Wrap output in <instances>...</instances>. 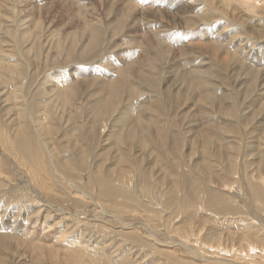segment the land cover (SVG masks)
Segmentation results:
<instances>
[{"label": "rangeland", "instance_id": "rangeland-1", "mask_svg": "<svg viewBox=\"0 0 264 264\" xmlns=\"http://www.w3.org/2000/svg\"><path fill=\"white\" fill-rule=\"evenodd\" d=\"M30 1L0 0V264L263 263L264 60L228 45L255 10L214 0L218 38L182 0L156 35L115 0Z\"/></svg>", "mask_w": 264, "mask_h": 264}, {"label": "bare ground", "instance_id": "bare-ground-1", "mask_svg": "<svg viewBox=\"0 0 264 264\" xmlns=\"http://www.w3.org/2000/svg\"><path fill=\"white\" fill-rule=\"evenodd\" d=\"M32 1V0H31ZM30 1V2H31ZM162 1H165L166 3H167V7L168 8H170L171 7V3H170V1L171 0H115V3H116V5H119L120 7H122V13L121 14H118L117 16H119L120 15V19H121V21H122V24H123V22H124V19H126L127 21H128V24L130 25V27L131 28H133V27H138V22H142V24H144V25H146V27H151V28H154V29H152V32L150 33V35L153 33L154 35H156V30H155V26L153 27L151 24H153V23H151V24H149V22L148 21H152L151 20V18H162L163 17V15L164 14H166V13H169L170 12V10L169 9H167L166 11H164L162 14H161V11H162V8H161V4H162ZM180 1V0H179ZM187 2V4L186 5H188L191 9H190V11L189 12H192V11H194V10H196V11H199V10H203V11H208L211 15H218V11L220 12L221 10H219V6L217 5H215L214 4V0H182V2ZM231 1L232 0H219L218 2L219 3H221L220 5L223 7V8H225V6H228L229 5V3H231ZM256 1H258V2H261V4H260V6H257V4H256ZM173 2V1H172ZM237 2V1H236ZM238 2H240V1H238ZM181 3V2H180ZM244 5H246V9H248V10H255V14H253V15H249L248 13V11L247 10H242V13H245V14H248L244 19H242V17L241 16H239L238 15V17L240 18V19H242L241 21L242 22H240V25L242 26V31H243V34L244 35H241V34H230V39H228V45H229V47H230V45H238L239 46V49H238V52H239V54L242 56V57H240L241 59H243L244 60V57L247 59V61L246 62H248L247 63V67H251V68H256L258 65H253V63L254 62H256L258 59H262V60H264V29H261L262 27H264L263 26V23H264V0H246V1H244V2H242ZM182 4V3H181ZM111 5H114V4H111ZM179 5V4H178ZM181 6V5H180ZM182 7L184 8V6L182 5ZM238 7V6H237ZM187 8V7H186ZM172 9V8H171ZM177 9V8H176ZM179 9V8H178ZM178 9H177V11H178ZM228 9V8H227ZM131 10H134L135 11V13H132V12H130ZM180 11V10H179ZM179 11H178V13H179ZM183 11V10H182ZM181 11V12H182ZM224 11V10H223ZM229 11V10H228ZM233 11V10H232ZM199 12H201V11H199ZM235 12V11H234ZM182 13H184V12H182ZM185 13H187V12H185ZM174 14V13H173ZM198 14V13H197ZM207 14V13H206ZM206 14H203L204 16L206 15ZM226 14V13H225ZM231 14H232V12H231ZM230 14V15H231ZM180 16V15H179ZM219 17L218 18H216V19H214V25H211L210 26V28H209V30L211 31V32H215V36H217L218 38H222V37H224V36H229V33H232V31H234L235 29H236V26L234 25V26H231L233 23H232V18H231V16L229 17V16H226V17H224L223 15V17L222 16H220V14L218 15ZM116 17V16H115ZM180 17H182V16H180ZM206 17V16H205ZM209 18H211V17H209ZM178 19V18H177ZM180 19V18H179ZM143 20H144V22H143ZM182 20V19H181ZM184 22L186 23V25L188 24V26L186 27V25L185 26H180L181 28H178V29H175V27H174V30H172L173 32H171L172 34H173V42L175 43V42H177L179 45H182V44H185V43H187L188 45H192L193 46V41L192 42H190L189 41V38L191 37V36H193L194 35V32L191 34V32H189V30L191 29V25H196L197 24V22H196V20H195V17H194V14H191V13H187V15H185V18H184ZM250 20V21H249ZM199 21V20H198ZM196 22V23H195ZM236 22V21H235ZM155 23V22H154ZM170 23V22H169ZM199 23H201V22H199ZM162 24V23H161ZM160 24V25H161ZM165 24V23H164ZM180 24V23H179ZM238 24V23H237ZM155 25H157L158 26V22H156V24ZM182 25V24H181ZM171 26V25H170ZM215 26H216V28H215ZM257 26H259V28H256ZM87 23H85L84 25H83V28H82V33H85L86 34V31H87ZM166 27V26H165ZM163 28V30H164V27H162ZM203 28V27H202ZM213 28H215V30L214 31H212L213 30ZM161 29V28H160ZM169 29V28H168ZM92 30L95 32V34H101L102 32H103V30L101 31V29L100 28H98V27H96V26H93L92 27ZM162 30V29H161ZM160 30V31H161ZM191 30H194V29H191ZM148 31V30H147ZM165 31H168L167 29L165 30ZM164 32V31H163ZM208 32V31H207ZM170 33V32H169ZM111 34V33H110ZM142 34H143V32H142ZM144 34H146V33H144ZM152 34V35H153ZM87 35V34H86ZM160 35V34H159ZM171 35V34H170ZM149 36V35H148ZM162 36V35H161ZM160 36V37H161ZM172 36V35H171ZM186 36H188L187 38H188V41H186V42H184V39H186ZM199 37H200V39H201V42H202V39H203V37H201L200 36V34L198 35ZM213 36V35H212ZM112 37H113V35H112ZM145 36H143V35H140V41L144 44V46L145 47H149L148 48V51L147 52H144L146 55H150L151 57H152V53H153V48H152V46L154 45V46H156V45H159L158 43L156 44V42H161V40L160 41H158L159 39H161V38H158V40L154 43V44H150L149 43V41L148 42H146V39L144 38ZM156 37V36H155ZM168 37V36H167ZM72 38H74V37H72ZM71 38V39H72ZM143 38V39H142ZM148 38V37H147ZM172 38V37H171ZM241 38V39H240ZM168 39H169V37H168ZM167 39V40H168ZM193 39V38H192ZM212 39V38H211ZM216 39V38H215ZM214 39V40H215ZM240 39V40H239ZM76 40V39H75ZM164 40V39H163ZM162 40V43L163 44H166V39H165V41H163ZM187 40V39H186ZM208 40H209V38H208ZM224 40V39H223ZM225 40H226V38H225ZM72 41H73V39H72ZM155 41V40H154ZM204 41V40H203ZM207 41V40H206ZM211 41V40H210ZM71 42V41H70ZM89 42H92V40L91 39H89ZM194 42H196V41H194ZM209 42V41H208ZM222 42V41H221ZM226 42V41H225ZM72 43V42H71ZM176 43V44H177ZM204 43V42H203ZM205 43H207V42H205ZM167 44H168V42H167ZM195 44L196 43H194V46H195ZM202 44V43H201ZM213 44V43H212ZM169 45V44H168ZM199 46H200V44H198ZM198 45H196L197 47H198ZM205 45H209V44H205ZM225 45H227V44H225ZM228 45H227V47H228ZM253 45H254V47H253ZM185 46V45H184ZM202 46H204V44H202ZM212 46V45H211ZM214 46V45H213ZM87 47V46H86ZM90 47V46H89ZM88 47V48H89ZM170 47V46H169ZM181 47V46H180ZM218 47V46H217ZM237 47V46H236ZM236 47H234V48H236ZM88 48H86V49H88ZM182 48V47H181ZM184 48V47H183ZM182 48V49H183ZM213 48H216V47H213ZM238 48V47H237ZM236 48V49H237ZM94 49V48H93ZM182 49H180V50H182ZM219 50H220V48H218ZM225 49V48H224ZM230 49V48H229ZM89 50V49H88ZM213 50V49H212ZM216 50V52L217 51H219V50H217V49H215ZM225 50H228V49H225ZM235 50V49H234ZM233 49H232V51H234ZM253 50V51H252ZM89 51H92V50H89ZM221 51V50H220ZM219 51V52H220ZM229 51V50H228ZM236 51V50H235ZM231 52V51H230ZM155 53V52H154ZM222 53H225V54H227V52H222ZM236 53V52H235ZM220 54V53H219ZM230 58H231V56H230V54L228 53L227 54ZM218 56V55H217ZM226 56V55H225ZM236 56V55H235ZM207 57V56H206ZM220 57V56H219ZM222 58H223V56H222ZM224 58H226V57H224ZM223 58V59H224ZM235 58V57H234ZM207 59V58H206ZM218 59V58H217ZM200 60V59H199ZM215 60H216V57H215ZM240 60V59H239ZM242 61V60H241ZM238 62V61H237ZM236 62V63H237ZM100 63V62H99ZM230 63H231V61H230ZM229 63V64H230ZM243 63V62H242ZM259 63V62H258ZM257 63V64H258ZM196 64H198L197 62H196ZM200 64V63H199ZM231 65V64H230ZM246 65V64H245ZM259 65H260V68L258 67V68H256L255 69V71L258 69H260L261 71H264V62H260L259 63ZM97 71V70H96ZM260 71V72H261ZM123 72V74H126V72L125 71H122ZM263 74V73H262ZM259 75V74H258ZM96 77V76H95ZM122 77H124L123 75H122ZM252 77H255V75L254 76H252ZM259 84V83H258ZM263 85V84H262ZM258 88V87H257ZM5 161V160H4ZM77 194V193H76ZM45 205H46V207H47V204L45 203ZM38 206H40V205H38ZM50 207V206H49ZM41 210H46L45 208L43 209H40L38 212H39V214L41 213ZM47 211V210H46ZM38 212H36V213H34L35 215H37L38 214ZM49 212H51L50 210H49ZM64 213H67V212H64ZM72 214H74V215H77L76 217H78L79 216V212H74V213H72ZM35 215H33V217H32V219L34 218V220L35 219H37V217H35ZM69 216V215H68ZM71 217V216H70ZM64 218V217H63ZM68 218V217H67ZM54 218L53 217H50V219L49 220H53ZM72 219V218H71ZM73 219H76V218H73ZM72 219V220H73ZM46 220H48V219H46L45 218V220L44 221H46ZM48 220V221H49ZM56 220V219H55ZM97 220V219H96ZM57 222H55V224H56ZM72 223V222H71ZM138 223V222H137ZM140 225H141V223H140ZM123 226V225H122ZM134 226H136V225H134ZM143 227H144V225H142ZM123 227H125V228H127L125 225L123 226ZM129 227H133V225H131V226H129ZM153 231V230H152ZM90 237V236H89ZM86 240H88V238L86 239ZM90 240V239H89ZM88 240V241H89ZM158 244V243H157ZM247 253H245L244 254V256L245 255H249L250 254V252H251V254L254 252L255 254L256 253H264L263 251H264V248H260V247H257V245L256 244H254V243H251L250 241L249 242H247ZM234 250V249H233ZM221 253V252H220ZM244 253V252H243ZM243 253H242V255H243ZM221 256V255H220ZM228 256V255H227ZM247 258V257H246ZM250 258V257H249ZM248 258V259H249ZM217 260H219V261H221V262H229V263H234L235 262V259H227V258H224V257H217L216 258ZM207 261V260H206ZM244 264H247V263H244ZM254 264H264V262L262 263V262H255Z\"/></svg>", "mask_w": 264, "mask_h": 264}]
</instances>
